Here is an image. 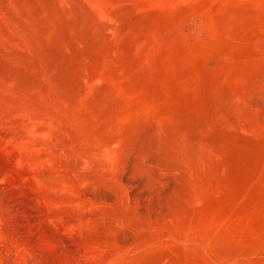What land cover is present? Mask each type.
<instances>
[{"label": "rangeland", "instance_id": "1", "mask_svg": "<svg viewBox=\"0 0 264 264\" xmlns=\"http://www.w3.org/2000/svg\"><path fill=\"white\" fill-rule=\"evenodd\" d=\"M0 264H264V0H0Z\"/></svg>", "mask_w": 264, "mask_h": 264}]
</instances>
